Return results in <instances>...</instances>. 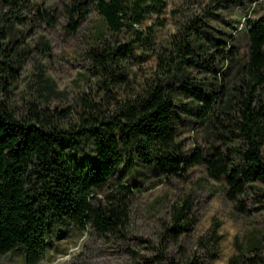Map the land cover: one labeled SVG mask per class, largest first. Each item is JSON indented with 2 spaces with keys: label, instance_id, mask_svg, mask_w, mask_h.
I'll use <instances>...</instances> for the list:
<instances>
[{
  "label": "trees",
  "instance_id": "obj_1",
  "mask_svg": "<svg viewBox=\"0 0 264 264\" xmlns=\"http://www.w3.org/2000/svg\"><path fill=\"white\" fill-rule=\"evenodd\" d=\"M0 1L11 9L8 16L0 12V263L18 251L26 264H38L52 246L49 237L67 223L118 233L127 221L131 188L139 186L122 183L120 174L114 178L118 194L109 195L106 205H97L94 194L109 186L120 165L132 174L150 167L156 177L181 180L192 167L204 166L210 178L224 182L225 197L238 213L264 210V191L255 188L264 185V17L244 29L247 53L230 89L208 77L196 82L186 70L213 71L218 81L220 64L237 60L234 36L205 39L206 30L196 21L172 42L168 55L160 56L153 78L119 96L123 64L136 48L148 49L152 29L146 22L164 12L167 0H71L64 9L69 30L92 10L105 24L98 45L86 52L98 92L81 97L76 106L28 103L19 111L13 91L26 51L15 27L28 0ZM37 16L56 22L43 7ZM180 96L189 102L179 103ZM180 112L205 122L217 145L186 152ZM84 141L92 144V154L79 158L76 150ZM249 191L259 193L256 208L247 203ZM190 213L189 199L173 205L167 232L177 237L189 231ZM251 251L254 256L242 264H264V246ZM162 257L166 264H201L197 258Z\"/></svg>",
  "mask_w": 264,
  "mask_h": 264
},
{
  "label": "rangeland",
  "instance_id": "obj_2",
  "mask_svg": "<svg viewBox=\"0 0 264 264\" xmlns=\"http://www.w3.org/2000/svg\"><path fill=\"white\" fill-rule=\"evenodd\" d=\"M70 1L28 0L22 11L23 20L15 30L21 35L20 47L25 49L26 58L13 91V103L19 111L28 103H37L42 108L76 106L81 97L95 96L98 92V77L91 69L86 52L98 45L105 33V24L92 10L76 30H69L64 9ZM41 7L55 17V23L50 25L39 19ZM10 10L0 1V12L8 16ZM261 17H264V0H167L164 12L146 22L145 26L152 29L148 49L136 48L123 64L125 79L117 94L128 95L145 80L153 78L160 56L168 55L172 42L183 38L196 21L206 30L205 39L216 36L228 41L234 36L237 60L229 65L220 64L218 81L213 79L216 76L213 71L204 72L197 67L186 70L196 82L207 81L208 77V81L230 89L238 65L247 53L244 29ZM179 100L187 104L190 99L180 96ZM180 114L183 121L180 140L186 152L195 147L207 152L212 145H217L205 122L192 113ZM92 150V144L84 141L76 152L82 158L91 155ZM120 174L122 183L136 182L139 187L131 188L127 221L119 232L103 233L90 224L77 229L67 223L57 235L49 237L52 246L38 264H166L163 254L179 260L197 258L201 264H242L245 257L254 256L251 251L254 247L264 246V210L238 213L225 197L224 182L210 178L204 166L192 167L181 180L156 177L150 167H140L132 174L120 165L109 186L95 192L97 205H106L109 195L118 194L114 178ZM255 188L264 191L261 183H256ZM258 194L248 192L245 198L250 207L259 206L255 202ZM184 199L191 201L190 230L173 237L166 230L172 225V207ZM0 264L26 262L20 252L12 251Z\"/></svg>",
  "mask_w": 264,
  "mask_h": 264
}]
</instances>
